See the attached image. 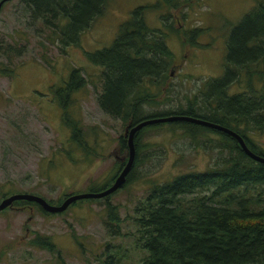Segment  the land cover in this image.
<instances>
[{"label":"rangeland","instance_id":"1","mask_svg":"<svg viewBox=\"0 0 264 264\" xmlns=\"http://www.w3.org/2000/svg\"><path fill=\"white\" fill-rule=\"evenodd\" d=\"M255 1L190 0L172 8L159 5L160 0H107L101 14L78 34L77 43L61 48L42 35L45 30L39 21L28 20L19 0L5 1L0 7V198L28 192L57 204L65 194L100 186L116 173L114 153L126 156V150L117 147L125 122L97 105L101 67L90 62L87 54L111 43L133 7L147 6L143 10L146 26L166 33L172 53L162 89L151 85L155 102L141 104V115H148L184 108L189 100L200 97L208 77L222 74L226 37ZM161 13H169L163 23ZM192 26L199 27L194 44L180 37L182 29ZM12 41L21 46L19 51L9 47ZM71 67H78L85 79L81 87L70 92L67 107L79 123L85 149L68 138L69 128L61 120L57 103L58 89ZM148 81L145 78L143 86ZM242 81H233L229 93L241 90ZM207 134L217 138L214 133ZM248 135L264 153V133L252 130ZM201 137L190 138L165 124L141 132L136 150L141 161L109 199L117 206L119 236L111 238L103 225L102 199L81 200L58 213H43L36 205L0 209V264H102L106 241H120L124 253L121 264H135L137 253L126 235L133 229L134 203L151 182L210 163L217 148L200 144ZM36 233L49 236L54 250L29 243Z\"/></svg>","mask_w":264,"mask_h":264},{"label":"trees","instance_id":"2","mask_svg":"<svg viewBox=\"0 0 264 264\" xmlns=\"http://www.w3.org/2000/svg\"><path fill=\"white\" fill-rule=\"evenodd\" d=\"M19 1L28 20L39 21L41 30L46 31L42 35L61 48L77 43L78 34L101 14L107 0ZM189 1L160 0V4L155 5L176 8ZM146 7H133L130 15L119 24L111 43L87 54L90 62L101 67V86L95 96L100 109L125 122L124 126L155 115L185 113L199 116L233 129L252 151L264 155L248 135L252 130L264 133V0H256L232 26L225 40L223 72L204 81L199 98L189 100L184 108L141 115L143 102H155L156 95L150 88L162 89L168 74L166 67L172 58L166 33L146 26L143 20ZM166 16L169 13L159 15L162 23ZM165 31L169 32V29ZM197 31V26L184 28L180 37L194 44ZM15 44L12 41L9 47L19 51L21 46ZM257 63L260 68L254 69ZM145 78L150 82L143 86ZM233 81H242L243 88L229 93ZM84 83L80 69L71 67L57 92L61 120L69 128L68 138L83 149L79 123L67 107L71 103L70 92ZM161 124L177 128L190 138L204 136L200 138V144L216 147L217 155L202 169L181 171L168 179L151 182L144 196L134 203L133 229L126 235H130L131 248L137 253L135 264H264V162L248 157L227 133L185 120L146 124L134 133L135 154L125 181L141 161L136 153L141 132L147 127L158 129ZM209 132L217 138L208 135ZM117 143L125 148L122 135L118 136ZM114 175L100 186L92 185L86 190L104 188ZM118 188L101 197L78 198L68 205L81 200L102 199L103 225L111 238L119 236L117 206L109 200ZM28 205H36L47 213L36 202L25 199H14L5 207L21 209ZM28 242L50 252L54 250V243L47 235L36 233ZM118 243L120 241L104 243L102 264H121L124 253Z\"/></svg>","mask_w":264,"mask_h":264},{"label":"water","instance_id":"3","mask_svg":"<svg viewBox=\"0 0 264 264\" xmlns=\"http://www.w3.org/2000/svg\"><path fill=\"white\" fill-rule=\"evenodd\" d=\"M3 1L4 0H0V4ZM171 120H185V121L205 125V126L217 129L219 131H222L224 133H227L228 135H230L236 140V143L239 146V148L248 157L256 161L264 162V155H261V154H258L252 151L249 148V146L245 143L243 137L239 133L217 122H214V121H211V120L199 117V116L185 114V113H170V114H164V115L143 117L132 124L127 123L124 126L122 135L125 139V144H126V149H127L126 159L109 185L97 191L85 190V191H80V192H75V193H69L57 204L47 201L44 197L38 194L28 193V192H15V193H11V194L5 195L2 198H0V209L8 205L10 206L12 200L14 199H25V200L36 202L44 211L59 212L63 210L71 201H74L78 198H87V197L95 198V197H101L106 194H109L110 192L114 191L116 188L120 187L125 181V175L127 171L129 170L132 164L133 158H134L135 148H134L133 136H134L135 131L146 124H150L154 122L171 121Z\"/></svg>","mask_w":264,"mask_h":264},{"label":"flooded vegetation","instance_id":"4","mask_svg":"<svg viewBox=\"0 0 264 264\" xmlns=\"http://www.w3.org/2000/svg\"><path fill=\"white\" fill-rule=\"evenodd\" d=\"M5 1H7V0H4V1L0 4V7H1V5H2ZM117 147H118L119 149L126 150V155H127L126 144H125V148H121V147L118 145V143H117ZM114 157L118 159V168L116 169V173H117L118 170L121 168V165L123 164V162H124L126 156H124V155L118 156V155H116V154L114 153ZM116 161H117V160H116ZM116 173H114V174L116 175ZM115 175H114V176H115ZM114 176L112 177V180H113Z\"/></svg>","mask_w":264,"mask_h":264},{"label":"bare ground","instance_id":"5","mask_svg":"<svg viewBox=\"0 0 264 264\" xmlns=\"http://www.w3.org/2000/svg\"><path fill=\"white\" fill-rule=\"evenodd\" d=\"M135 148V147H134ZM135 154V153H134Z\"/></svg>","mask_w":264,"mask_h":264}]
</instances>
